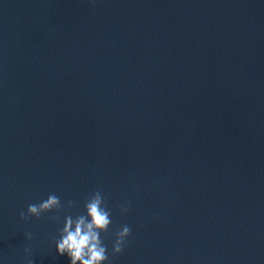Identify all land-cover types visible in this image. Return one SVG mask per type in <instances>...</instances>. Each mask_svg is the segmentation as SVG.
<instances>
[{
	"label": "water",
	"instance_id": "obj_1",
	"mask_svg": "<svg viewBox=\"0 0 264 264\" xmlns=\"http://www.w3.org/2000/svg\"><path fill=\"white\" fill-rule=\"evenodd\" d=\"M97 190L104 264H264V0H0V264Z\"/></svg>",
	"mask_w": 264,
	"mask_h": 264
},
{
	"label": "clouds",
	"instance_id": "obj_2",
	"mask_svg": "<svg viewBox=\"0 0 264 264\" xmlns=\"http://www.w3.org/2000/svg\"><path fill=\"white\" fill-rule=\"evenodd\" d=\"M67 206L71 208L73 201L69 200ZM63 207L60 198L50 194L48 198L39 204H30L27 209L28 216L40 218L44 212ZM86 214L75 218L68 215L64 218V226L60 232V238L56 240V249L60 255H67L70 264H104L108 260L106 246L100 237L101 232H107L111 224V210L102 196L101 190L95 191L85 202ZM122 211H127L126 206H121ZM22 219L28 217L24 212L20 213ZM58 219V217H51ZM131 234L129 226H122L115 233V242L112 251L119 254L123 250L126 238ZM31 239V234H27ZM27 251V250H26Z\"/></svg>",
	"mask_w": 264,
	"mask_h": 264
}]
</instances>
